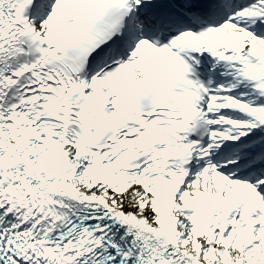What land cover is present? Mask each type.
Segmentation results:
<instances>
[{
    "label": "snow or ice",
    "instance_id": "snow-or-ice-1",
    "mask_svg": "<svg viewBox=\"0 0 264 264\" xmlns=\"http://www.w3.org/2000/svg\"><path fill=\"white\" fill-rule=\"evenodd\" d=\"M0 264H264V0H0Z\"/></svg>",
    "mask_w": 264,
    "mask_h": 264
}]
</instances>
